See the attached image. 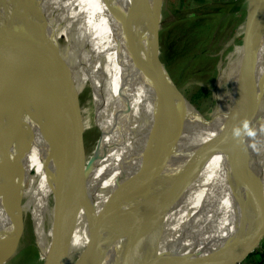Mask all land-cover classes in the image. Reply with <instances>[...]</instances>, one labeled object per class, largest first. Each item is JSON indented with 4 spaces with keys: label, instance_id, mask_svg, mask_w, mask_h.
<instances>
[{
    "label": "bare ground",
    "instance_id": "obj_1",
    "mask_svg": "<svg viewBox=\"0 0 264 264\" xmlns=\"http://www.w3.org/2000/svg\"><path fill=\"white\" fill-rule=\"evenodd\" d=\"M127 1L16 0L12 8L7 4V12L0 15V27L15 28L19 49L24 38L35 30L36 20L44 15L40 49L49 43L45 48L48 55L34 74L37 90L34 88L19 110L0 120V131L5 130L0 154L8 151L0 175L11 178L24 160L46 146L42 178L15 216L32 218L44 254L50 238L45 235L49 229L46 223L50 197L56 183L51 180L66 174H62L65 136L71 133L74 138L93 125L104 136L130 111L127 133L115 142L110 152L113 158L108 154L115 169L106 180L116 182L122 194L131 190L143 196L145 173L154 172L152 162L158 163L159 170H155L151 184L153 192L134 213L127 240L122 243V233L105 231L97 240L99 255L91 264H194L201 254H206L202 264L236 259L264 233V118L248 129L253 135L244 131L240 137L233 135V130L243 123L245 112L264 93V0H252L249 14L252 52L260 59L261 72L237 100L231 116L214 121L185 103L161 65L151 84V98L134 109L133 76L124 58L128 45L123 28L128 19ZM146 12L147 9L141 14L143 19ZM60 37L67 41L66 45H59ZM77 42H81L85 60L77 57ZM56 49L61 57L52 64L53 69L44 72L49 53ZM54 69L61 79L50 89H43L40 81ZM88 82L96 98L97 93L104 92L112 99L105 111H95L94 118L93 100L89 114L82 108L74 114V105ZM57 89L62 92L61 98L54 93ZM55 96L58 102L52 104L49 98ZM57 109L62 112L61 119L52 130L49 120ZM34 130L38 135L30 152L27 143ZM5 181L2 179V183ZM60 195L63 200V191ZM118 202L122 212L128 214L130 206L126 201L121 197ZM88 246L79 252L75 264L83 259ZM49 260L56 264V256L50 255Z\"/></svg>",
    "mask_w": 264,
    "mask_h": 264
},
{
    "label": "rangeland",
    "instance_id": "obj_2",
    "mask_svg": "<svg viewBox=\"0 0 264 264\" xmlns=\"http://www.w3.org/2000/svg\"><path fill=\"white\" fill-rule=\"evenodd\" d=\"M15 1L6 0L5 4L12 8ZM250 2L251 0H160L156 13L160 65L176 93L209 121L230 117L241 92L247 84L249 88L261 72L260 59L253 52L252 60L248 61V28L250 41L251 28L247 15L250 14ZM118 21L119 25L122 24ZM75 36L77 35H74V39ZM62 38L58 39V43L64 46L67 41ZM48 44L42 48L44 59L48 55V52L45 53ZM81 49V42H77L75 52L80 61L86 59L83 58ZM61 55L59 51L54 58ZM42 58L43 54H36L13 82L1 88L0 120L10 112L19 110L33 94L34 88L37 90L32 85L31 78ZM244 71L247 83L242 81ZM77 72L80 73L79 70ZM58 88L61 90L60 86ZM61 93L59 91L56 96L61 98ZM101 93L103 95L97 93V98L92 95L93 90L88 82L80 93L77 107L89 114L93 100L95 106L91 118H94L95 111L101 113V110L105 111L112 104L111 96ZM56 96L49 98L52 104L58 102ZM257 101L260 103L259 110ZM257 101L245 112L243 122L249 120L255 112L254 123L264 118V93ZM60 117V109H57L49 120L52 130H56ZM223 130H220L222 134ZM37 135L34 130L28 138L30 152ZM4 136L5 130L0 131V142ZM102 141V132L93 125L83 133L73 151L74 180L68 192L65 234L61 239V253L57 259L60 264H75L79 252L90 244L95 226L92 219L95 191L111 184L106 179L115 167L108 155L100 161ZM45 150L46 146L36 150L22 162L11 178L0 175V264H46L52 253L51 237L61 224L57 195L52 192L50 197L46 223L49 229L45 234L50 238L44 254L40 250L32 218L15 216V212L26 202L42 178ZM4 152L0 154V172L6 163L8 151ZM110 155L113 158V154ZM2 179L7 184L2 183ZM135 194H129L133 206L139 205L142 200L141 196ZM104 232L96 234L94 238L98 240ZM251 260L252 258V264Z\"/></svg>",
    "mask_w": 264,
    "mask_h": 264
},
{
    "label": "water",
    "instance_id": "obj_3",
    "mask_svg": "<svg viewBox=\"0 0 264 264\" xmlns=\"http://www.w3.org/2000/svg\"><path fill=\"white\" fill-rule=\"evenodd\" d=\"M5 1L6 0H0V13L2 12L5 13L8 10ZM127 3H128V7H127L128 19L124 24L123 28H124V33L126 35V40L128 41V45L124 50V58L126 60L128 69L133 76L132 95L134 98L133 106L135 109L151 98V91H150L151 84L155 77V72L158 66L160 65L159 38L156 28V13L160 4V0H128ZM146 9L148 13L146 12L147 13L146 19H143L142 15ZM247 17L249 19V25L251 28L252 18L250 17L249 13ZM45 22L46 21L44 15L41 14L40 17L36 20L35 30H33L30 35L24 38L21 49L18 48V37L15 28L6 25L0 27V86L4 87V84L13 82L20 75V73L25 68V66L30 62V60L36 54L41 53L43 54V58L38 63L31 78V82L33 85L34 74L36 73V70L44 60V51L40 49V45H41L42 36L44 35ZM51 49L52 47L50 46L49 50ZM252 51H253L252 43L249 40V28H248V41H247L248 61L252 60V56H253ZM58 52L59 49H56L55 51L52 50L50 52L49 58L45 65L44 72H47L50 69L54 68L53 67L54 65L52 64L55 63L61 57L59 56L57 59L54 58V56ZM55 70L56 69L52 71L53 73H51L49 77L43 78L40 81V84L43 89L47 88L48 86H49L48 89H50V85H52L56 81L59 82V79H61V74L59 75L58 70L57 71ZM242 81L243 83L244 82L247 83L245 81V71L242 75ZM248 86L249 85L247 84V87L245 89H247ZM245 89L241 92L237 100H239L240 97L245 93L244 92ZM56 92H57L56 94H59L58 89ZM50 94L51 93H48V96H50ZM76 98H78V96ZM259 104H260L259 101H257L256 102V105L258 107L257 110H259ZM74 106H75V111L79 112L81 108L79 106L77 107V101H76V105ZM129 113L130 111L125 116H123L121 120L116 122L111 127V129L103 136L100 161L106 158L107 155L112 151L115 142L118 139L122 138L127 133ZM256 114L257 112H255L252 115V117L249 120H247L249 128L254 123ZM75 123L76 122L73 119V126L75 125ZM242 125L243 123L240 126L242 130L241 133L243 132ZM78 126L80 125L78 124ZM166 131L167 128L164 129V133ZM82 136H83V131L82 133H79L77 136H74V138L73 135H71V133L65 136L64 138L65 156L62 155V160H63L62 174H65V172L66 174L62 179L57 178L55 180L54 179L51 180L52 183L56 182L53 184L54 189H52V192L57 195L61 210V224L59 226V230L54 232V234L51 237V247L53 248V250L50 255L56 256V262H55L56 264H60L59 261H57V259L61 253V249H60L61 239L65 234L64 224H65V216H66V209L68 203L67 200L68 192L74 180L73 176H74L75 167L73 161L74 160L73 151L75 149L76 144L79 142ZM165 146L168 147L169 143L167 142ZM175 148L177 150L178 145L175 146ZM176 150L175 152L173 151V153H175V155L177 156ZM177 160L178 159H176V161ZM230 162L231 160H229L228 163ZM163 163L165 162L163 161ZM157 165L158 163L152 162V166H154L153 174L150 172V170L147 173H145L144 195L142 196V194H137V193L135 194L134 192L135 195L142 197L140 204H144L146 202V199L148 198V193L153 192L151 190V184L152 181L155 180L154 179L155 170L156 171L159 170V168H157ZM163 166H165L166 168V163L163 164ZM167 170H170V168H167ZM59 179L61 181H59ZM60 186H65V188L62 190V187L60 188ZM61 191H63V197H64L63 200L60 195ZM131 192L133 193V191L128 190V191H124V194H122V192H120V190L117 189L116 182L108 184L106 187H103L101 190L99 189L95 191L93 198V205H92V219L95 224L93 228V236L88 246L89 248L85 252L83 259L78 264H91L94 261V259L98 257L99 254L96 253L97 239L94 238V236H96V234L100 232L111 231V232L122 233L123 236L120 238V241L123 243L124 241L127 240L129 233L132 229V218L134 216V213L136 212V209L140 205V204L137 206L131 205L130 202L131 195L129 196ZM121 197L126 201V204L130 206L128 214H125L121 210V207L118 202V199ZM156 207L157 205H155L154 209H156ZM151 210L153 211V205H151ZM154 215L152 216L154 217ZM262 221L264 223V218L261 219V222ZM61 229L63 231H61ZM150 235L151 233L149 234V236ZM142 238L146 240L145 237ZM263 240H264V233L252 240L250 248L244 254H242L240 257L236 259L225 262L223 264H242L247 258L253 255V253L259 248ZM132 251L134 250L132 249ZM49 256L47 258L46 264H50ZM205 256L206 254H201V256H199L198 260L194 264H202V262L206 260ZM151 262L154 263V261H148L147 263L152 264ZM215 262L214 263L210 262V264H221L220 262L219 263L218 262L215 263ZM118 264H120V261L118 262Z\"/></svg>",
    "mask_w": 264,
    "mask_h": 264
},
{
    "label": "crops",
    "instance_id": "obj_4",
    "mask_svg": "<svg viewBox=\"0 0 264 264\" xmlns=\"http://www.w3.org/2000/svg\"><path fill=\"white\" fill-rule=\"evenodd\" d=\"M251 258L252 264H264V240L261 242L257 252L247 258L242 264H251Z\"/></svg>",
    "mask_w": 264,
    "mask_h": 264
},
{
    "label": "clouds",
    "instance_id": "obj_5",
    "mask_svg": "<svg viewBox=\"0 0 264 264\" xmlns=\"http://www.w3.org/2000/svg\"><path fill=\"white\" fill-rule=\"evenodd\" d=\"M242 128H243V131L246 132L248 135H253L252 132L248 131L249 126H248L247 121L243 122ZM241 131H242L241 128L237 127L233 130V135L236 137H240Z\"/></svg>",
    "mask_w": 264,
    "mask_h": 264
}]
</instances>
